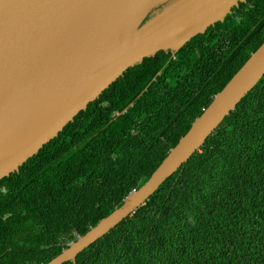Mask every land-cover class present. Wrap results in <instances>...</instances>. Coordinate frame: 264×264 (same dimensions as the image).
I'll list each match as a JSON object with an SVG mask.
<instances>
[{"label":"trees","instance_id":"16d2710c","mask_svg":"<svg viewBox=\"0 0 264 264\" xmlns=\"http://www.w3.org/2000/svg\"><path fill=\"white\" fill-rule=\"evenodd\" d=\"M263 40L264 0H243L127 68L0 179V264H45L118 207ZM74 264H264V75Z\"/></svg>","mask_w":264,"mask_h":264},{"label":"water","instance_id":"95a60500","mask_svg":"<svg viewBox=\"0 0 264 264\" xmlns=\"http://www.w3.org/2000/svg\"><path fill=\"white\" fill-rule=\"evenodd\" d=\"M242 1L0 0V179L17 171L127 68L160 50L175 53ZM263 75L264 40L148 179L45 264H74L77 253L186 162Z\"/></svg>","mask_w":264,"mask_h":264}]
</instances>
